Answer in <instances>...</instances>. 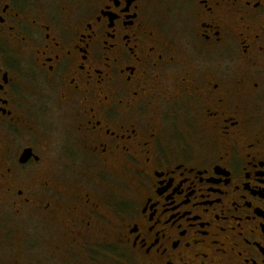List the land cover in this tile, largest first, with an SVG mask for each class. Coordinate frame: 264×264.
Segmentation results:
<instances>
[{
    "label": "flooded vegetation",
    "instance_id": "obj_1",
    "mask_svg": "<svg viewBox=\"0 0 264 264\" xmlns=\"http://www.w3.org/2000/svg\"><path fill=\"white\" fill-rule=\"evenodd\" d=\"M116 254L264 264V0H0V264Z\"/></svg>",
    "mask_w": 264,
    "mask_h": 264
},
{
    "label": "rangeland",
    "instance_id": "obj_2",
    "mask_svg": "<svg viewBox=\"0 0 264 264\" xmlns=\"http://www.w3.org/2000/svg\"><path fill=\"white\" fill-rule=\"evenodd\" d=\"M19 241V243L18 244H20V245H22L23 246V243H22V240H23V235H22V233L21 234H18L17 236H16V241ZM22 243V244H21ZM31 243H33V244H35V242H34V240H32L31 241ZM118 253V252H117ZM115 264H117V261H118V258H117V254L115 255ZM119 263V262H118Z\"/></svg>",
    "mask_w": 264,
    "mask_h": 264
}]
</instances>
